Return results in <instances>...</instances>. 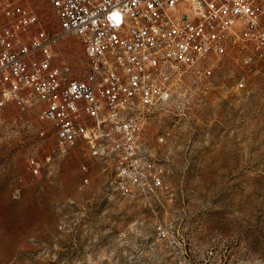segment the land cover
<instances>
[{
  "label": "rangeland",
  "instance_id": "obj_1",
  "mask_svg": "<svg viewBox=\"0 0 264 264\" xmlns=\"http://www.w3.org/2000/svg\"><path fill=\"white\" fill-rule=\"evenodd\" d=\"M37 4L60 34L48 2ZM59 54L87 69L77 37ZM206 65L212 76L186 75L145 118L143 149L164 177L154 193L123 195L111 161L82 143L59 151L37 111L0 109V264H264V71L235 52Z\"/></svg>",
  "mask_w": 264,
  "mask_h": 264
},
{
  "label": "built area",
  "instance_id": "obj_2",
  "mask_svg": "<svg viewBox=\"0 0 264 264\" xmlns=\"http://www.w3.org/2000/svg\"><path fill=\"white\" fill-rule=\"evenodd\" d=\"M38 1L0 0V109L37 111L59 151L82 143L111 161L127 197L164 187L143 149L145 118L173 101L186 75L210 77L214 65L206 64L232 52L246 70L264 71V0H46L57 35ZM69 36L84 47V72L60 59ZM246 86L243 76L237 87ZM32 171L39 173L35 162ZM89 183L85 177L83 187Z\"/></svg>",
  "mask_w": 264,
  "mask_h": 264
}]
</instances>
